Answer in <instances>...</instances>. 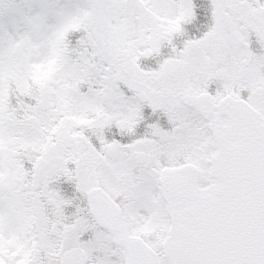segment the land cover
<instances>
[{
  "label": "snow or ice",
  "instance_id": "obj_1",
  "mask_svg": "<svg viewBox=\"0 0 264 264\" xmlns=\"http://www.w3.org/2000/svg\"><path fill=\"white\" fill-rule=\"evenodd\" d=\"M0 264H264V0H0Z\"/></svg>",
  "mask_w": 264,
  "mask_h": 264
}]
</instances>
